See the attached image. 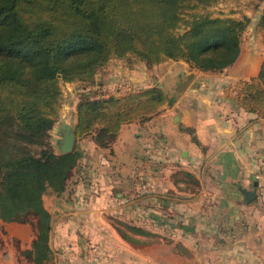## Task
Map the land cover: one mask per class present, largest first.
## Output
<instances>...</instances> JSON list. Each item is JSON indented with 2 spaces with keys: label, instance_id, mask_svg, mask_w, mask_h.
Returning a JSON list of instances; mask_svg holds the SVG:
<instances>
[{
  "label": "crops",
  "instance_id": "obj_1",
  "mask_svg": "<svg viewBox=\"0 0 264 264\" xmlns=\"http://www.w3.org/2000/svg\"><path fill=\"white\" fill-rule=\"evenodd\" d=\"M252 58L242 52L222 72L178 61L184 64L167 76L176 83L162 86L171 104L147 121L124 124L109 148L92 136L82 139L78 185L85 182L79 188L86 195L63 201L65 210L51 214L52 264H264V119L226 93L258 75L264 55ZM115 65L112 58L96 75L98 96L151 85L137 71L142 65ZM158 167L162 178L150 174L140 182L143 169ZM243 189H255L257 197L246 202ZM37 235V228L0 218V264L29 263L24 252Z\"/></svg>",
  "mask_w": 264,
  "mask_h": 264
},
{
  "label": "trees",
  "instance_id": "obj_2",
  "mask_svg": "<svg viewBox=\"0 0 264 264\" xmlns=\"http://www.w3.org/2000/svg\"><path fill=\"white\" fill-rule=\"evenodd\" d=\"M216 1L0 0V218L37 220V238L24 252L34 264H52L54 258L44 193L48 186L64 192L82 157L80 149L59 154L51 142L62 83L94 86L99 71L125 55L149 67L175 60L192 69L224 71L240 57L249 18L196 15L184 32L175 31L184 7ZM257 29L264 37V13ZM98 93L78 102L76 136H93L103 148L111 147L124 124L147 121L173 101L160 85ZM226 93L264 119V60L257 76L240 80L235 94Z\"/></svg>",
  "mask_w": 264,
  "mask_h": 264
},
{
  "label": "rangeland",
  "instance_id": "obj_3",
  "mask_svg": "<svg viewBox=\"0 0 264 264\" xmlns=\"http://www.w3.org/2000/svg\"><path fill=\"white\" fill-rule=\"evenodd\" d=\"M263 1L264 0H217L214 3L204 5L199 4L195 7H189L186 6L182 9V21L180 22L178 28H176L177 33H182L187 28V21L193 18L196 15H202V14H208L212 17H234L238 19L243 18H249L250 22L248 27L246 28L245 32L242 36V49L241 53H245L246 59H252L259 58L264 55V37L260 33V31L257 29V22L260 18V16L264 13V7H263ZM192 6V5H190ZM113 59H116V65L115 68H118L119 66H134L137 68L138 65H142L138 68V72L142 74V76H146V78H151V86L154 85V82H156V85L160 86H168L169 84H175L176 81L172 80L173 82L168 81V77L170 74L175 72L176 69H180L181 65L184 63L176 62L175 60H169V64L167 66H163L161 68H157L154 66L149 67V70H147L146 66H144L143 61L139 60L134 55H125L123 57H116L114 56ZM172 64V65H171ZM186 70H189L190 67H185ZM152 69V70H151ZM155 78V80H154ZM97 80V79H96ZM169 83V84H168ZM126 85V84H125ZM144 86H130L123 87V89L119 88L118 92L116 91V94H123L127 93L132 90H136L139 88H143ZM99 92L98 84L92 86L87 85L84 83H81L79 81L75 82H63L62 83V98H61V106L59 108L60 118L58 122L56 123L55 127L53 128L51 134V142L56 150L58 152V131H61L64 129V125L66 123H73L77 121L76 116V107L78 102L81 98L86 96L88 93H94ZM109 93V92H108ZM97 95H101L100 92ZM94 137H91L90 141L95 142L93 140ZM82 139L76 141L75 149H80L82 147ZM59 153V152H58ZM81 158L78 161L77 166L74 168V171L72 172L68 183H67V189L62 193H57L54 191L51 187L48 186L47 190L44 193V205L45 207H48L51 211L52 215H55V210L57 208L61 209L60 212H63L65 210V204L63 201L66 202V200L71 199L73 196H85L86 192L81 190L79 186H83L85 182H82L81 185H78L80 183V167L81 166ZM154 166H159L158 162H154ZM146 171V172H145ZM142 170L139 175L138 179L141 181L143 180H149V175L153 174L154 179H160L161 170L158 169L153 170V168L146 170ZM157 171V172H156ZM163 172V171H162ZM147 174L146 177H144ZM184 181L186 182L187 186H191L195 183L192 176L189 174H182ZM96 178V175L93 177V179ZM162 178V177H161ZM175 178V177H174ZM138 189L135 190V193L133 192L132 196H138ZM92 194L89 195H95L96 192L94 190H91ZM115 194V192H113ZM140 194V193H139ZM69 203V202H68ZM137 211L139 209H142V207H136ZM164 210V209H163ZM159 212H164L160 211ZM29 223H25L28 225L29 230L32 232V230H36L37 228V220H34L31 218L29 220ZM117 223V222H114ZM121 225V224H120ZM122 226V225H121ZM155 227V226H154ZM157 229H161V226H156ZM174 240V239H173ZM13 245L17 246L16 241L12 242ZM26 264H34L32 260L29 259V263Z\"/></svg>",
  "mask_w": 264,
  "mask_h": 264
},
{
  "label": "water",
  "instance_id": "obj_4",
  "mask_svg": "<svg viewBox=\"0 0 264 264\" xmlns=\"http://www.w3.org/2000/svg\"><path fill=\"white\" fill-rule=\"evenodd\" d=\"M192 75H189L178 87V92H181L186 87L187 83L191 79ZM76 125L74 123H66L64 125V129L59 131V138H58V152L59 154H67L74 151L77 136H76ZM258 183H255V186H257ZM243 194L245 196L244 200L246 202L253 201L257 197V191L255 189L253 190H246L243 189Z\"/></svg>",
  "mask_w": 264,
  "mask_h": 264
}]
</instances>
